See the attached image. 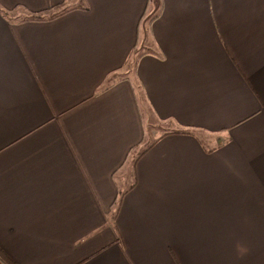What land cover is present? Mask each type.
<instances>
[{
	"label": "crops",
	"instance_id": "obj_1",
	"mask_svg": "<svg viewBox=\"0 0 264 264\" xmlns=\"http://www.w3.org/2000/svg\"><path fill=\"white\" fill-rule=\"evenodd\" d=\"M0 250L264 264V0H0Z\"/></svg>",
	"mask_w": 264,
	"mask_h": 264
},
{
	"label": "rangeland",
	"instance_id": "obj_2",
	"mask_svg": "<svg viewBox=\"0 0 264 264\" xmlns=\"http://www.w3.org/2000/svg\"><path fill=\"white\" fill-rule=\"evenodd\" d=\"M153 121H152V125L156 128V130H154L152 135H149V138H153L158 136L160 133H163L165 130L174 127L172 125L171 122H164V121H159L158 119H156L155 117H152ZM150 126V128H153V126ZM158 132V133H156Z\"/></svg>",
	"mask_w": 264,
	"mask_h": 264
},
{
	"label": "trees",
	"instance_id": "obj_3",
	"mask_svg": "<svg viewBox=\"0 0 264 264\" xmlns=\"http://www.w3.org/2000/svg\"><path fill=\"white\" fill-rule=\"evenodd\" d=\"M39 16H32V19H40ZM0 264H15L10 258H8L1 250H0Z\"/></svg>",
	"mask_w": 264,
	"mask_h": 264
}]
</instances>
